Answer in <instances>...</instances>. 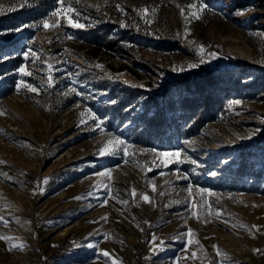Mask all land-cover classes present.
Returning <instances> with one entry per match:
<instances>
[{
    "label": "rangeland",
    "instance_id": "rangeland-1",
    "mask_svg": "<svg viewBox=\"0 0 264 264\" xmlns=\"http://www.w3.org/2000/svg\"><path fill=\"white\" fill-rule=\"evenodd\" d=\"M25 3L0 0V264H264V0Z\"/></svg>",
    "mask_w": 264,
    "mask_h": 264
},
{
    "label": "snow or ice",
    "instance_id": "snow-or-ice-1",
    "mask_svg": "<svg viewBox=\"0 0 264 264\" xmlns=\"http://www.w3.org/2000/svg\"><path fill=\"white\" fill-rule=\"evenodd\" d=\"M30 3H31V0H26V3L24 4V6H30ZM58 3H60V0H58ZM61 7H63V5L61 4ZM117 7H119V6H117ZM194 7V6H193ZM9 10H15V9H9ZM67 11L68 12H73L74 11V9H71V8H69V9H67ZM183 11V10H182ZM0 14H3V12L2 11H0ZM60 14V9H57V11L56 12H53L52 13V16H56V15H59ZM193 18H199V16L196 14V13H193ZM71 22V21H70ZM43 26L45 27V28H48V27H56L57 26V24L59 23L58 21L56 22V23H53L52 25H49V23H48V20H44L43 22ZM39 25H22L20 28H18V29H12V30H9V31H22L23 30V28L24 27H38ZM72 26L73 27H76V28H83L84 27V25L83 24H80V23H73L72 24ZM0 34H6V33H0ZM69 38H71V37H69ZM199 51L201 52V53H203L204 52V48H203V46H200V48H199ZM24 55L27 57L28 55H29V52H25L24 53ZM33 55H35L34 53H33ZM213 55V57H215V54H212ZM3 59H6V57H0V61H2ZM206 61L202 58L201 60H200V62L199 63H205ZM49 67H51V66H49ZM187 67L188 68H196V67H199V64L198 63H189L188 65H187ZM175 70V69H174ZM180 71H184V68H180L179 69ZM20 71L21 72H24L25 70L23 69V68H21L20 69ZM25 74H30V73H25ZM24 87H27V88H29L31 91H33V92H35V91H37V89L36 88H33L30 84H25V85H23ZM52 86V84H51V82H49V87H51ZM74 91V90H73ZM235 103H239V101H236ZM94 119H98V118H96V117H93ZM97 127L98 128H100V130L101 131H103V129H102V127H101V125L100 124H98L97 125ZM109 145H113L114 147L113 148H109L108 146ZM123 146H125V141H123V140H120V139H109V140H107L106 142H105V144L103 145V147L101 148V149H99V151H98V154L99 155H101V156H103V155H115L117 152H119L120 150H121V148L123 147ZM125 154H127V153H125ZM171 155H174V156H179V153H172ZM110 174V172H105V173H103L102 175H109ZM185 179L187 178V177H184ZM47 182V180L45 179V183ZM153 190H155V189H153ZM135 190H133V192H134ZM142 199L145 201V202H150V200H149V197L147 196V195H143L142 196ZM124 203H127L126 201L124 202ZM3 219V217H0V220H2ZM103 219H107V217H103ZM253 227H255V226H253ZM189 231H191V230H189ZM3 238H6V237H3V236H0V239H3ZM156 238L155 237H153V240H155ZM161 243H163V242H161ZM13 247H17V245H13ZM21 247H22V245H21ZM215 247V246H214ZM154 250H159V246H157ZM254 251H259V250H257V249H254ZM105 256H108L109 254L107 253V252H104L103 253ZM217 254L219 255L220 253H219V250L217 249ZM193 255H195V253H193ZM113 264H115V262H113Z\"/></svg>",
    "mask_w": 264,
    "mask_h": 264
},
{
    "label": "trees",
    "instance_id": "trees-1",
    "mask_svg": "<svg viewBox=\"0 0 264 264\" xmlns=\"http://www.w3.org/2000/svg\"><path fill=\"white\" fill-rule=\"evenodd\" d=\"M208 73H210V71H205L203 74L198 73L196 74V76L192 78H189L190 76L184 77L183 81L193 86L194 87L193 91L199 93V95H204L205 99H208L210 96L214 98V97H217V95L214 94V91L212 88H209V85H212L214 81L207 78L206 75H208ZM203 99L196 101L194 103V106L198 105L201 110H205L207 101ZM161 122L167 123L165 124V129L169 132L171 136L177 137L179 133V126L173 122V117L171 115L170 116L164 115L163 118L161 119Z\"/></svg>",
    "mask_w": 264,
    "mask_h": 264
}]
</instances>
